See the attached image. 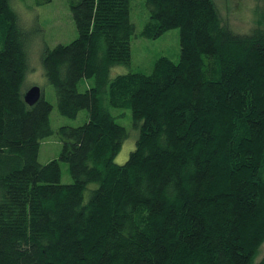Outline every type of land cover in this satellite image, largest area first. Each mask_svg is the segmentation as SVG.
Returning a JSON list of instances; mask_svg holds the SVG:
<instances>
[{
	"label": "trees",
	"instance_id": "16d2710c",
	"mask_svg": "<svg viewBox=\"0 0 264 264\" xmlns=\"http://www.w3.org/2000/svg\"><path fill=\"white\" fill-rule=\"evenodd\" d=\"M73 42L45 47L53 106L25 102L33 33L0 0V264H255L264 244V32L223 24L214 0H147L138 32L131 0H68ZM52 0H37L39 6ZM180 31V60L151 74L110 77L131 64L132 40ZM84 79L94 86L79 90ZM109 107L129 109V134ZM57 134V160L39 163ZM60 162L73 183L62 184ZM91 184L88 199L85 192ZM264 264V257L259 263Z\"/></svg>",
	"mask_w": 264,
	"mask_h": 264
},
{
	"label": "rangeland",
	"instance_id": "374dc122",
	"mask_svg": "<svg viewBox=\"0 0 264 264\" xmlns=\"http://www.w3.org/2000/svg\"><path fill=\"white\" fill-rule=\"evenodd\" d=\"M223 24L229 29L241 33H251L258 29L264 32V0H214ZM12 6L20 14L22 23L32 33V42L28 50V72L26 74L23 90L37 86L41 88L45 99L53 106L50 122L57 131L61 127H80L88 119V111L82 110L74 119L62 116L59 113L56 92L48 82L42 65V52L45 47L54 48L59 44H69L78 38V31L71 13L68 0H52L51 3L39 6L37 0H12ZM131 20L136 25L137 31L143 30L150 19L147 0H131ZM161 57H168L177 63L180 60V31L173 29L155 39L135 37L132 40V60L129 66H116L111 70L113 79L119 75L131 72L149 75L154 65ZM94 86L93 79H84L79 86L85 92ZM109 112L116 118L121 126L125 127L129 137L125 141L115 163L123 165L127 162L131 152L136 148L139 136L138 130L133 126L132 114L129 109L109 107ZM62 151V142L57 134L42 141L38 160L42 165L57 160ZM62 184L73 183L69 165L60 162ZM96 184H91L85 192L87 200L90 190ZM264 257V244L260 248L256 263ZM255 263V264H256Z\"/></svg>",
	"mask_w": 264,
	"mask_h": 264
},
{
	"label": "water",
	"instance_id": "95a60500",
	"mask_svg": "<svg viewBox=\"0 0 264 264\" xmlns=\"http://www.w3.org/2000/svg\"><path fill=\"white\" fill-rule=\"evenodd\" d=\"M41 97H42L41 88L34 86L25 93L24 99L28 105L33 106L41 99Z\"/></svg>",
	"mask_w": 264,
	"mask_h": 264
}]
</instances>
